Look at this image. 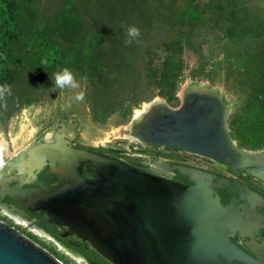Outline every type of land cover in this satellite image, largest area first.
Returning a JSON list of instances; mask_svg holds the SVG:
<instances>
[{"label":"trees","instance_id":"16d2710c","mask_svg":"<svg viewBox=\"0 0 264 264\" xmlns=\"http://www.w3.org/2000/svg\"><path fill=\"white\" fill-rule=\"evenodd\" d=\"M130 27L140 35L126 45ZM65 67L99 121L154 96L177 101L186 78L222 75L240 94L227 118L232 140L264 147V7L254 0H0V86L11 87L0 129L61 90L54 74Z\"/></svg>","mask_w":264,"mask_h":264},{"label":"water","instance_id":"95a60500","mask_svg":"<svg viewBox=\"0 0 264 264\" xmlns=\"http://www.w3.org/2000/svg\"><path fill=\"white\" fill-rule=\"evenodd\" d=\"M178 97L174 108L162 100L148 103L125 127L128 138L199 154L232 170L249 165L251 155L236 148L229 134V104L219 88L191 81ZM52 134L54 143L28 148V162L39 166L47 159L66 181L46 190L11 188V197L28 211H42L47 223L66 228L107 264H257L230 242L245 225L233 202L222 206L213 190L226 181L178 167L190 182L180 184L71 148L60 128ZM236 189L240 193L237 184L230 191ZM243 196L254 198L245 189ZM0 264L61 263L0 222Z\"/></svg>","mask_w":264,"mask_h":264},{"label":"flooded vegetation","instance_id":"af4514ba","mask_svg":"<svg viewBox=\"0 0 264 264\" xmlns=\"http://www.w3.org/2000/svg\"><path fill=\"white\" fill-rule=\"evenodd\" d=\"M57 128L62 130V139L71 148L115 158L157 177L168 178L184 185L190 184L187 178L180 175L176 170L178 167H186L211 174L214 177V183L219 180L226 181L227 185L220 184L213 190L222 206L233 202V206L245 225L243 231L234 232L230 242L257 264H264V147L260 149L240 148L234 140L236 148L251 156L249 157V165L232 170L228 165L199 154L164 145H144L135 139H128L131 142L129 148H126L128 152L120 151L117 147L111 146L96 151L91 146L85 145L79 137L68 136L61 124L49 131H45V128L38 129L23 145H20L17 138L11 140L8 133L7 140L0 147V160L3 164V167H0V222L12 228L18 235L32 240L31 242L35 239H44L59 250L79 257L83 264H107L66 228L47 223V217L42 211H28L18 205L11 197V188L23 191L46 190L60 181H66L64 176L59 175L50 167L47 159L37 166L28 162L26 153L28 148L32 146L54 143L52 133ZM55 166L54 164L53 168ZM83 172L84 168H82L81 176L87 178L88 176L84 175ZM235 184L241 188L240 193L238 189L233 192L230 191V188ZM242 189L252 193L254 198L239 197Z\"/></svg>","mask_w":264,"mask_h":264},{"label":"rangeland","instance_id":"374dc122","mask_svg":"<svg viewBox=\"0 0 264 264\" xmlns=\"http://www.w3.org/2000/svg\"><path fill=\"white\" fill-rule=\"evenodd\" d=\"M254 1L256 5L261 8L264 7V0ZM128 8L127 6L126 9ZM145 44H147V41L144 40L143 47ZM186 59L189 65L193 64L194 60L192 57L188 56ZM213 78V81L186 78L176 93L177 101L166 103L164 98L154 96L148 101L139 102L135 107L131 108L129 113L123 115L113 113L102 121L92 118L86 101L85 87L79 79L74 78L80 84L79 89L66 87L63 90L48 93L42 100L21 108L11 116L5 128L0 129V147L7 140L8 133L11 140L17 138L20 145H23L38 129L45 128V131H49L56 125L61 124L68 136H77L85 145L91 146L94 149L111 146L128 152L126 148H129L131 142L128 141V136L125 137L124 130L131 118H134L135 113L137 111H144L148 103L153 100H162L169 107H176L179 103V91L188 82L197 81L219 88L224 94L226 102L229 104L230 112L228 113V117L236 111L240 104V94L237 88L231 86L222 75L213 76ZM80 92L84 93V99L76 101L75 96ZM34 241L37 246L43 247L45 251L49 249L53 250L55 252L53 257L61 264H83L82 262H76L67 252L59 250L44 239H35Z\"/></svg>","mask_w":264,"mask_h":264},{"label":"clouds","instance_id":"9594fccd","mask_svg":"<svg viewBox=\"0 0 264 264\" xmlns=\"http://www.w3.org/2000/svg\"><path fill=\"white\" fill-rule=\"evenodd\" d=\"M139 29L135 27H130L127 30V36L129 39L125 42L126 45L130 44L134 39L139 37ZM48 61L45 59L42 61V64H47ZM55 76V86L64 89L66 87L70 89H79L80 84L74 79V74L70 71L69 68L65 67L61 71L56 72ZM86 79V77L84 78ZM11 95V87L9 85L0 86V100H4L6 96ZM84 99V93L80 92L75 96L76 101H82Z\"/></svg>","mask_w":264,"mask_h":264},{"label":"bare ground","instance_id":"6f19581e","mask_svg":"<svg viewBox=\"0 0 264 264\" xmlns=\"http://www.w3.org/2000/svg\"><path fill=\"white\" fill-rule=\"evenodd\" d=\"M145 109V108H144ZM145 111V110H144ZM144 111H137L136 113H135V116H134V118H133V120H136V119H138L140 116H141V114L144 112ZM128 136V135H127ZM126 136V137H127ZM129 137V136H128ZM16 164V163H15ZM12 166V165H11ZM0 167H3V164H2V161L0 160ZM8 167H10V166H8ZM5 168V167H4ZM12 168V167H11ZM5 170V169H4ZM6 171V170H5ZM18 219V218H17ZM68 253V252H67ZM69 254V256L72 258V259H74L76 262H81V260H80V258L79 257H77V256H75V255H72V254H70V253H68Z\"/></svg>","mask_w":264,"mask_h":264}]
</instances>
